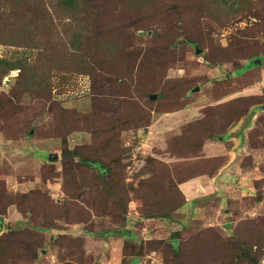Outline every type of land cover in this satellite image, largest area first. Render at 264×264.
I'll use <instances>...</instances> for the list:
<instances>
[{
    "label": "rangeland",
    "instance_id": "1",
    "mask_svg": "<svg viewBox=\"0 0 264 264\" xmlns=\"http://www.w3.org/2000/svg\"><path fill=\"white\" fill-rule=\"evenodd\" d=\"M207 1L154 0L146 14L131 5L108 4L106 31L100 32L106 46L97 49L101 68L95 84L88 75L69 73L64 58L51 65V95L16 99L20 72H10L0 84V183L7 193L40 192L62 206L69 197L64 179L68 194L74 193L72 174L80 162L61 159L66 137L70 151L108 155L112 166L122 160L124 184L133 186L123 226L134 231L132 242L167 243L180 232L181 264H213L211 249L222 258L237 250L234 242L246 240L260 256L258 264H264V241L245 237L247 229L263 232L264 220V0H236L231 9L212 16L204 9ZM228 18L229 25H222ZM56 39L68 42L70 36L59 32ZM196 46L202 54H196ZM239 49L246 54L237 55ZM23 50L1 42L0 59ZM255 57L263 63L257 65ZM114 65L121 69L119 76ZM153 96L157 98L151 100ZM211 143L213 151L205 153ZM49 155H57L58 162H50ZM226 158L236 163V171L219 176ZM200 176L217 177L216 192L198 199L192 213H182L185 199L171 220L142 218L148 204L163 206L173 195L181 202L179 185ZM88 191L82 185L81 193ZM44 198L36 196L31 206ZM71 203L79 204L90 220L84 223L81 214L72 222L56 221L62 230L45 233L44 251L35 264H62L65 253L57 238L74 240L84 229L93 233L91 244L83 246L85 255L66 253L65 263L120 264L122 249L116 245L104 251L98 234L122 227L90 209L83 198ZM35 219L32 211L21 214L17 207H7L0 213V236L36 229ZM143 264H164L162 253L156 250Z\"/></svg>",
    "mask_w": 264,
    "mask_h": 264
},
{
    "label": "trees",
    "instance_id": "2",
    "mask_svg": "<svg viewBox=\"0 0 264 264\" xmlns=\"http://www.w3.org/2000/svg\"><path fill=\"white\" fill-rule=\"evenodd\" d=\"M153 2L154 0H0V43L24 49L23 52L18 53L17 57L0 59V84L10 72L19 71L18 87L15 89L13 97L20 99L26 94L39 95L41 93L51 95L54 88L51 75L55 72L51 69V65L53 66L56 60L64 58H68L69 66L66 70L69 73L88 75L95 84L99 73L98 69L101 68V64L99 65L97 62V49L103 50L106 46L100 34V32L106 31L103 17L106 6L121 3L124 6L131 5L137 13L140 11L146 14L150 11L149 6ZM236 3V0H208L204 9L212 16V13L219 9L226 11L231 9ZM229 22L228 18L222 25L227 26ZM59 32H65L67 36H70V40L62 42L56 39ZM238 46L240 45L235 47ZM235 53L239 56L246 54L240 49ZM32 55L35 56L33 61L30 58ZM254 59L255 62L263 63V60L258 57ZM57 70L59 71V68ZM114 70L118 72L115 75L119 76L120 67L116 68L114 65ZM3 109L4 104H1L0 115L4 114ZM243 114L240 113L239 116H243ZM65 138H63L64 153L61 159L66 162L67 160L72 161L73 158H79L80 162L76 165L77 173L72 174L75 185L74 193L68 194V190H66L68 178L64 179V189L69 197L62 206L59 207L48 196H44V198L40 192L11 196L7 193L5 184L0 183V213H5L7 207L15 206L21 214L32 211L35 216L38 215V220L33 221L38 225L36 229L9 231L0 236V264H35L41 256V251H44L45 233L62 230L57 226L56 221L72 222L75 220V215L84 214L83 221L84 223L88 222L90 219L83 208L79 204H72L71 200L83 198L85 205L93 211L100 210L103 215L111 218L113 224L119 227L123 228L127 222L129 193L133 190V186L124 184L125 169L122 160L113 162L112 166L104 157L108 155L97 156L86 153V150L78 149L70 151ZM114 152H111L112 155ZM64 175L68 177L69 174L65 171ZM195 178L197 177L191 180ZM80 184L89 187L88 193H81L82 185ZM83 195L85 196L83 197ZM178 195L181 202H177L173 195L172 202L168 201L163 206L157 207V204V208L149 204L144 206L141 210L142 218L171 220V216L186 204L180 191ZM36 196H40L44 200L34 207L31 206V203ZM263 222L264 220H261L260 224L263 232L247 229L245 237L256 235L264 241ZM122 228L98 234L103 239L114 237L125 240L120 264H143L144 258L156 250L162 253L164 264H181L184 243L178 239L180 232L173 234L167 243L132 242L130 239L134 238V231H131L130 235H126L127 229ZM83 232L88 236L93 234L90 229H84ZM85 243L84 236L74 240L66 236H59L56 244L60 251L65 253L61 258L62 264H73L72 261L65 263L66 253L73 257L78 256L81 252L85 255L83 250ZM234 245L236 247L234 249L237 250H228L226 255L222 253V258H219L216 249H211L213 264H236V261L238 264L247 261L250 264H258L260 256L253 252V246H249L246 240H238L234 242ZM222 249L221 251H223ZM76 263L79 264V262Z\"/></svg>",
    "mask_w": 264,
    "mask_h": 264
},
{
    "label": "crops",
    "instance_id": "3",
    "mask_svg": "<svg viewBox=\"0 0 264 264\" xmlns=\"http://www.w3.org/2000/svg\"><path fill=\"white\" fill-rule=\"evenodd\" d=\"M209 145H214V144L211 143V144L206 145L204 148L205 153L213 151L212 146H209ZM217 156L218 157H224L221 155H217ZM237 157H238V154H237ZM226 159H227V163L225 164V167H223L221 169L219 176L223 173H227L228 170L233 171V173L236 171L235 167H234L236 165V163L230 162L228 158H226ZM216 180H217V177L210 178L208 176H200V177H197V178L190 180L186 183L180 184L179 190L182 193V195L185 197L186 202H187L186 206L183 207V209H182V211H183L182 213L184 214V213H186V211H190V210H191L190 213H192L193 209H195V208L197 209L196 201L198 199L208 198L213 193H215L216 192L215 184L217 183ZM80 233H82V236H84L86 238V242L88 241L87 243L91 244V240H93V238L84 234L83 231H80ZM133 237H134V235H133ZM131 240L132 239H130V241ZM124 241L125 240H123V238H114V237L112 238L111 237L110 239H107V238L102 239V243H99V244L101 245L102 249L106 247V249L104 251H107V249L110 246L114 247L116 245H118L122 249Z\"/></svg>",
    "mask_w": 264,
    "mask_h": 264
},
{
    "label": "water",
    "instance_id": "4",
    "mask_svg": "<svg viewBox=\"0 0 264 264\" xmlns=\"http://www.w3.org/2000/svg\"><path fill=\"white\" fill-rule=\"evenodd\" d=\"M195 50H196V54H197V55H200V54H202V52H203V51L200 50L199 47H197V46L195 47ZM256 64H257V65H260V64H261V61H256ZM156 98H157L156 96H153L151 100H155ZM48 160H49L50 162L55 163V162H58L59 157H58L57 155H55V156L49 155V156H48ZM125 234H126V235H130V234H131V231H128V230L125 231Z\"/></svg>",
    "mask_w": 264,
    "mask_h": 264
},
{
    "label": "built area",
    "instance_id": "5",
    "mask_svg": "<svg viewBox=\"0 0 264 264\" xmlns=\"http://www.w3.org/2000/svg\"><path fill=\"white\" fill-rule=\"evenodd\" d=\"M6 81H8V79H6Z\"/></svg>",
    "mask_w": 264,
    "mask_h": 264
}]
</instances>
